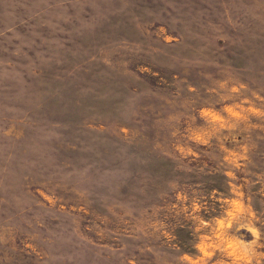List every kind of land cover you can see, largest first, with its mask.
Listing matches in <instances>:
<instances>
[{
	"label": "rangeland",
	"instance_id": "1",
	"mask_svg": "<svg viewBox=\"0 0 264 264\" xmlns=\"http://www.w3.org/2000/svg\"><path fill=\"white\" fill-rule=\"evenodd\" d=\"M0 264H264V0H0Z\"/></svg>",
	"mask_w": 264,
	"mask_h": 264
}]
</instances>
